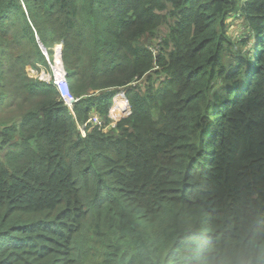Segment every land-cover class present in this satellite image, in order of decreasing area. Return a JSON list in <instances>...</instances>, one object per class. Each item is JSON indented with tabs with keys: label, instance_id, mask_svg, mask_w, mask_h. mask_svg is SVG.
Segmentation results:
<instances>
[{
	"label": "trees",
	"instance_id": "1",
	"mask_svg": "<svg viewBox=\"0 0 264 264\" xmlns=\"http://www.w3.org/2000/svg\"><path fill=\"white\" fill-rule=\"evenodd\" d=\"M0 264H264V0H0Z\"/></svg>",
	"mask_w": 264,
	"mask_h": 264
},
{
	"label": "built area",
	"instance_id": "2",
	"mask_svg": "<svg viewBox=\"0 0 264 264\" xmlns=\"http://www.w3.org/2000/svg\"><path fill=\"white\" fill-rule=\"evenodd\" d=\"M57 46V47H56ZM53 50H54V61L51 60L49 49L45 51V55L48 57L49 63H50V69L48 76L46 75L45 69L43 68V72L41 73L37 70L36 73H34V69H32L33 74H37L41 80H44L46 82L54 84L58 90L60 91L61 97L63 98L65 104L73 111L74 104L79 100L70 89V84L68 80V71L65 66L64 61L60 57L58 59V53L60 51L61 56V49L63 44L59 45L57 44ZM60 60V61H59ZM116 101L114 102L113 106L110 109L109 117H110V123L106 124L103 117L95 113L86 123L80 126L82 134L86 135V127L88 124H94L98 126L101 130H107L110 126H115L119 121H121L124 118L129 117L132 114V106L131 103L126 95V93L122 92Z\"/></svg>",
	"mask_w": 264,
	"mask_h": 264
},
{
	"label": "rangeland",
	"instance_id": "3",
	"mask_svg": "<svg viewBox=\"0 0 264 264\" xmlns=\"http://www.w3.org/2000/svg\"><path fill=\"white\" fill-rule=\"evenodd\" d=\"M230 31H234L238 36H241L242 35V33L244 32L243 30H242V25H240V24H235V25H233V28H232V30H230ZM163 34V32L161 31V33H160V35H162ZM162 38L160 37L159 38V40H161ZM39 42V41H38ZM151 43H152V45H155L154 44V42L153 41H151ZM40 45V44H39ZM59 45H61V44H59ZM57 47V46H56ZM55 47V48H56ZM62 47H64V46H62ZM40 48H41V46H40ZM54 48V47H53ZM53 48H52V50H53ZM54 48V49H55ZM157 54V49H155V55ZM52 55H53V57H54V53H52ZM43 68H46V67H43ZM42 68V69H43ZM41 69V73H44L43 72V70ZM33 70L31 69V73L33 74V72H32ZM35 71V70H34ZM51 71V69L50 70H48L47 68L45 69V72H46V75L45 76H48V74H50L49 72ZM37 71H35L34 73H36ZM37 75V74H36ZM143 80H139V81H137V82H139V84H141L140 82H142ZM134 84H136V82L134 83ZM124 93L126 92V89H121ZM121 94H123L122 92H121ZM94 115V114H93ZM92 115V116H93Z\"/></svg>",
	"mask_w": 264,
	"mask_h": 264
},
{
	"label": "water",
	"instance_id": "4",
	"mask_svg": "<svg viewBox=\"0 0 264 264\" xmlns=\"http://www.w3.org/2000/svg\"><path fill=\"white\" fill-rule=\"evenodd\" d=\"M38 41H39V44L41 46V49L43 50V52L45 53V51L47 50V47L44 45V43L39 39L38 37ZM61 58L63 60V47L61 49Z\"/></svg>",
	"mask_w": 264,
	"mask_h": 264
},
{
	"label": "bare ground",
	"instance_id": "5",
	"mask_svg": "<svg viewBox=\"0 0 264 264\" xmlns=\"http://www.w3.org/2000/svg\"><path fill=\"white\" fill-rule=\"evenodd\" d=\"M60 57H61V56H60V51H59V53H58V59H60ZM59 61H60V60H59Z\"/></svg>",
	"mask_w": 264,
	"mask_h": 264
}]
</instances>
